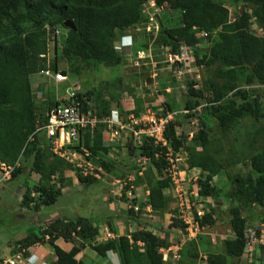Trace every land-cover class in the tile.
<instances>
[{
  "label": "trees",
  "instance_id": "obj_1",
  "mask_svg": "<svg viewBox=\"0 0 264 264\" xmlns=\"http://www.w3.org/2000/svg\"><path fill=\"white\" fill-rule=\"evenodd\" d=\"M150 1L0 0V163L13 165L23 152L22 160H30L31 169L39 176L37 184L26 191L22 206L30 209L34 202V210L38 212L42 207L55 205L63 195L65 173L75 171L50 152L44 137L35 135V139L29 141L39 126L48 121L49 112L61 103L50 90L47 91L45 113L43 118L39 117L31 84V77L48 66L46 57L41 56L49 52V41L55 39L52 33L58 27L68 30L61 50L62 57L67 60H77L96 68L101 65L121 66L126 59L117 49L119 39L126 30L142 22L143 6ZM224 1L154 0L159 8L181 11V25L178 27L168 29L160 21L159 37L162 43L174 51L182 44L194 47L198 42L196 32H205L211 45L201 58L197 56V64L212 69L214 75L213 80L206 84V89L195 90L191 83L184 102L185 109L189 111L203 107L200 113L187 115L197 118L200 124V131L193 138L194 145L186 146V140L177 136L176 128L180 126L178 119L168 123L165 138L174 152L185 150L188 153L189 169H201L207 174L205 181H201L200 196L210 198L217 204L227 197L232 203H243L249 211L252 206L264 209V100L261 101L264 91L263 95L255 98L239 90L233 93L240 84H257L264 89V0H232L253 9L256 21L261 25V36L253 31L252 17L247 12L241 14L236 29L227 32L225 28L230 22V12ZM67 20L74 22L76 31L65 27ZM47 26L52 31L50 36ZM216 31L219 34L214 39ZM51 68L58 71L55 62ZM73 70L79 73V65H75ZM161 86L165 90L167 85L161 83ZM206 92H211V95H206ZM230 93L233 95L229 96ZM93 95L94 91L76 94L84 106ZM164 96L168 111L174 112L177 109L176 101L166 91ZM114 102L123 112L120 98ZM205 103L208 105L204 106ZM140 111L138 106L135 114L139 115ZM110 114L111 106H107L101 109L98 116ZM103 129L104 125L98 126L95 134L102 133ZM89 139L91 137L87 135L85 145L94 154L108 151L100 139L95 140L93 145H90ZM238 142L245 144V151L241 153L243 159L238 158L235 162H249V171L233 177L228 175V183L211 186L209 183L225 169L224 162H233L232 149ZM229 143L231 157H227L226 151V144ZM142 150L143 157L160 175L159 179H155L152 170L145 175L149 187L145 206L151 207L152 212L166 211L170 198L164 191L171 182L170 178L162 175L170 166L166 159L168 148L146 139ZM101 164L111 172L106 163ZM21 172L22 167L13 173V178ZM75 172L78 180L86 186L98 183L92 177L86 178ZM54 176L61 177L58 189L53 184ZM33 192L39 193L38 198L32 197ZM130 213L133 214L134 210L131 209ZM230 215L235 238L223 242L225 255L210 254L208 264H229L228 258L240 259L245 252L247 219L240 206L232 207ZM173 222V227H184L178 219ZM215 224L212 213L204 217L203 225L213 227ZM257 233L259 235V231ZM99 235L100 228L92 219H57L46 231L29 234L18 241L17 246H21L18 251L25 249L24 256H27L30 247L48 244L57 258L52 264H80L77 256L87 247L102 258H106L109 252H116L121 264H165L160 249L169 246L168 240L152 231L141 229L106 243L95 242ZM60 239L72 244L70 251L58 246ZM254 249L261 254L260 261L264 264V245H257ZM194 257L198 258V255Z\"/></svg>",
  "mask_w": 264,
  "mask_h": 264
},
{
  "label": "rangeland",
  "instance_id": "obj_2",
  "mask_svg": "<svg viewBox=\"0 0 264 264\" xmlns=\"http://www.w3.org/2000/svg\"><path fill=\"white\" fill-rule=\"evenodd\" d=\"M223 4L230 12V22L225 28L227 32H233L241 14L247 12L252 17L253 31L257 35H262L261 25L256 21L253 9L250 6L241 2L233 3L232 0H225ZM151 5L152 3H147L143 6L142 22L131 29L133 34L132 56L126 60L125 64L117 67L101 65L96 68L93 65L88 66L84 62L70 61L62 57L61 50L68 30L58 27L60 35L57 37V45L55 46L56 42H53V38L49 42V60L51 65L54 62L56 63L59 71H65L68 79L64 83L55 84L38 74L31 77L38 116L41 118L44 116L45 103L48 101L47 91L49 90L58 99L68 94L67 88H72L78 93L94 91V95L90 99V105L96 115L101 112L102 108H107V106H111V113L119 110L120 107L114 101H118L120 97L125 98L123 99L124 102L129 101V103L131 100H135L137 107L139 106L141 109L140 112L146 113L149 110L156 118H167L169 116L172 121L178 119L180 126L176 128L177 136L183 141L186 140V146L194 145L193 138L199 133L200 124L195 121V117L187 116L184 102L191 83L196 85L197 88L199 87L198 89H206V84L214 78L212 69L197 64V56L201 58L207 53L211 42L208 41L207 37L203 38L201 36L202 32H196L198 42L194 47H189L191 55L188 56L189 59L186 61L188 65L185 62L181 65L178 63L172 64L169 60L170 52H168L167 46L162 43L159 36L157 37L148 32V28L152 27L151 17L158 19L159 22L161 21L168 29L180 26L181 11L159 8L156 5L152 7ZM218 34L219 31H216L213 38L217 39ZM125 35L128 34L125 33ZM139 51H147V58L139 59ZM75 65H79V73L74 72ZM161 83L167 85V93L177 103V109L174 112L168 111L165 105V92H163ZM238 90L251 98L263 95L264 91L263 87L257 84H240L239 88L233 93ZM233 93H230L229 96H232ZM206 95H211V92H206ZM263 100L262 96L261 101ZM240 101L242 102V100ZM128 107L130 106L127 105ZM105 127L102 131H107L108 134H106L109 143L106 147L108 151H98L97 154H93V164L96 167H102L106 172L104 180L86 186L78 180L75 171H67L65 173L67 177L66 175L63 177L66 185V196L59 198L53 206L42 207L40 213L35 212L34 204H31L30 209H28V207L16 203V200L11 196L2 198L4 203L1 201L0 204V243L8 240L15 231L24 233L25 228L20 229L18 227L22 226L23 222L30 224L31 228L40 227L39 229L42 232L46 231L50 222L56 218L67 217L66 219H71L86 214L85 216L96 221L99 225L104 220L102 225L111 221L125 225L127 235L149 227L158 237L167 239L169 246L182 245L181 258L177 264H208L207 257L210 254L225 255L223 242L235 238L231 226L230 209L234 206H240L248 222L247 234L249 235L250 231L253 232L255 234L254 238L258 242L254 246L252 245L251 253L242 256L240 259L228 258V263L261 264V254L255 252L254 248L260 245L261 241V238L257 236V232L264 231V209L252 206V210L249 211L243 203H232L227 197L221 199L219 204L207 198L210 199L207 203L201 202L198 204L199 209L203 208L205 211L210 210L212 214L214 213L216 224L213 227H206L196 240H187L185 229L172 226L173 221L179 219L180 216V197L185 199L187 196L190 203H196L197 191L194 189V185L198 184L199 189L202 190L201 181H205L207 174L201 169H189L188 153L181 150L180 156L173 155L172 159L170 158L176 164L177 175L174 179L170 178V187L164 191L170 198L168 209L163 212L147 210L145 205L148 203L149 194L147 195V191L149 187L145 175L150 170H152L155 179H159L160 175L152 167L151 162L143 157L142 147L146 140L145 137H134L127 130H124L112 141L109 136L110 131ZM211 135L213 134L211 133ZM100 136H102V133L94 134L89 139L90 145H93L94 141ZM244 145L243 142L236 143L235 148L232 149L234 151L233 162H224L225 169L209 183L211 186L228 183V175L233 177L249 171V162H235L238 158L243 159L241 153L245 151ZM230 146L231 143L226 144L227 157L232 156L230 155ZM176 159L180 161L175 162ZM102 162L110 167L111 172H108L102 166ZM27 163H29L27 171L30 173V160ZM162 176L164 178L168 177L166 171L163 172ZM60 178L58 176L54 178L53 184L57 189L60 185ZM118 180L121 181L120 184L117 182ZM113 182H115L114 185ZM25 185L27 186V183ZM33 186L31 184V187ZM184 193L187 195L184 196ZM23 201L24 197L21 203ZM135 207L138 210H135ZM131 208L134 210L133 214L130 213ZM28 214L31 218L25 217ZM256 230L258 231L256 232ZM91 250V248L88 249V255ZM88 255L84 256V260L87 261ZM194 255H198V258H195ZM117 263L120 264L119 259Z\"/></svg>",
  "mask_w": 264,
  "mask_h": 264
},
{
  "label": "built area",
  "instance_id": "obj_3",
  "mask_svg": "<svg viewBox=\"0 0 264 264\" xmlns=\"http://www.w3.org/2000/svg\"><path fill=\"white\" fill-rule=\"evenodd\" d=\"M152 1V2H151ZM148 3H152V7H155L154 0ZM152 27L148 28V32L159 35L160 32V22L154 17H151ZM48 31L50 28H47ZM51 33L49 32V36ZM60 35V30H55L53 37L56 39ZM203 38L207 37L205 32L201 33ZM53 39V40H55ZM169 53V60L172 64H182L188 61V56L191 55V50L185 45H181L178 50H173L171 47H166ZM132 53H128L127 56H131ZM42 58L47 56L42 55ZM139 59L147 58V51H139ZM150 57H152L150 55ZM48 66L39 72L38 75L51 80L55 84H61L67 81L68 77L62 71H56L51 68L50 60L47 59ZM187 64V63H186ZM188 65V64H187ZM68 94L66 96L58 99L61 103L55 106L48 114V121L39 126V128L33 133L29 141H33L36 136L44 137L46 145L49 147L50 152L56 157L64 160L69 165L73 166L82 176L88 178L92 177L98 181L104 180L106 172L102 167H96L93 164V153L85 145V138L90 135L92 138L95 134L96 128L100 125L106 126L105 128L110 131L111 140L114 141L118 135L124 130L129 133H134L136 137L141 135L146 136L149 140H153L155 145H160L162 147L168 148V153L166 154V159L170 163V166L165 170L169 178H175L177 175L176 164L171 161L173 155L180 156V153L174 152V150L168 145L165 138V132L168 123L172 120L167 118H156L148 110L142 117H136L135 115L125 116L118 111H114L109 116L100 117L94 113L90 105V100L87 101L86 106L83 105L78 99L76 94L78 92L74 91L72 88H67ZM129 110L126 109V112ZM139 128V129H138ZM36 135V136H35ZM22 156L20 154L18 160L13 165L7 163H0V176L1 181L8 182L13 179V173L22 167ZM171 158V159H170ZM176 159L175 162H179ZM181 173V172H180ZM109 177V176H108ZM54 178V177H53ZM120 184V180L117 181ZM113 185L115 182L112 183ZM194 189L197 191L196 203H190L187 198V194L184 193L186 198L180 197V216L179 220L185 225L187 240H195L204 230L205 226L202 225L203 217L206 212L203 208L199 209L198 204L203 202L207 203L210 199L203 198L199 195V185L195 184ZM39 193L33 192L32 197H38ZM34 204V203H32ZM205 207H207L205 205ZM135 210H138L136 207ZM254 233L250 231L247 236L248 242L245 249V253L249 254L252 252V245L257 241L254 238ZM108 237H112L110 233L107 234ZM264 231H261L259 238L261 241L259 244L263 243ZM179 244V243H178ZM182 250V245H174L168 248H162L160 252L163 254V260L167 264H177L180 260V251ZM8 264H16L15 261H9Z\"/></svg>",
  "mask_w": 264,
  "mask_h": 264
},
{
  "label": "crops",
  "instance_id": "obj_4",
  "mask_svg": "<svg viewBox=\"0 0 264 264\" xmlns=\"http://www.w3.org/2000/svg\"><path fill=\"white\" fill-rule=\"evenodd\" d=\"M123 99H125V98L120 97L121 102L123 101V103H124ZM132 103L134 104V102L129 103V101H127L123 104V106L126 108L127 105L131 106ZM106 132L107 131H103L101 138H97L98 140L100 139L102 141L101 143H102V146L104 148H106L109 144L108 140H107L108 134ZM109 136H110V134H109ZM28 166H29V163L23 161L21 174H19L16 178H13L11 181L3 182V181H1V176H0V204H1V201L4 203L2 198H5V197L9 198L11 196L16 200V203H20L22 206L21 202H22V199H23L26 191L28 190V188L31 187V184L35 185L39 181V176L35 172H33L32 169H30V173H29V171H27V169L29 168ZM66 177H67V175H66ZM72 179H74V178H72ZM26 183H27V186L25 185ZM28 183H29V185H28ZM65 187H66V185H65ZM65 190H66V188H63V190H62L63 195L61 197L66 196ZM148 194H149V191H147V195ZM16 196L18 197L17 199L15 198ZM146 207H147V210H151L150 207H148V206H146ZM41 211H42V209H40L37 213H40ZM85 215L86 214H84L83 216H76V217H73L71 219H75V218L91 219ZM25 217L31 218L29 214ZM66 218L67 217L56 218V219H54V221L57 219L71 220V219H66ZM54 221H52V222H54ZM107 221H109V220H107ZM52 222H50V224ZM94 222L100 228V235L96 239V241L98 243H106L107 241H109L105 237L106 233H108V232L112 234V236L114 237L113 239H117L122 235L123 236L127 235L126 234V227H125V225H122L121 223L111 221V222H108L107 224H103V225H102V223H103L102 222L101 225H99L96 221H94ZM18 227L20 229L25 228L23 230L24 233H18L17 231H15L13 234H11L12 236L8 240L0 243V264H7L11 260H15L16 264H52L57 260L56 256L54 255V253L52 251V248L48 244L35 245L33 247H30L29 249H27V252H28L27 256H24V257L20 256L21 258L17 259V257L19 255H23L22 252L25 251V250H19L18 251V249H19L18 247H21L20 245L17 246L18 241L24 239L29 234L41 232L40 231L41 229H39L40 227L31 228V225L26 223V222H23V225L18 226ZM16 229H18V228H16ZM147 230L151 231V228L148 227ZM7 235H8V233H7ZM57 244L60 248H62L65 251H70L72 248V244L67 243L62 239H60L57 242ZM88 249H90V248H86L77 256V260L80 262V264H118L117 260L119 259V256L116 252H109L106 258H102V257L98 256L93 250H91V253H89V255H88ZM87 255L89 257L86 261V260H84V256H87ZM28 259H30V261H28Z\"/></svg>",
  "mask_w": 264,
  "mask_h": 264
},
{
  "label": "clouds",
  "instance_id": "obj_5",
  "mask_svg": "<svg viewBox=\"0 0 264 264\" xmlns=\"http://www.w3.org/2000/svg\"><path fill=\"white\" fill-rule=\"evenodd\" d=\"M146 5V4H145ZM138 26V25H137ZM66 27V26H65ZM48 28V26L46 27V29ZM50 28V27H49ZM67 28V27H66ZM134 28V27H133ZM133 28H130V29H128V30H126L125 32H124V34H122V36L120 37V39H119V42H118V46H117V49L119 50V52L122 54V56L126 59V60H128V58H130V56H127V54L128 53H132V40H133V34H132V31H131V29H133ZM160 28H161V24H160ZM68 29H70V28H68ZM48 30V29H47ZM57 30V29H56ZM59 30V29H58ZM72 30V29H71ZM195 31H197L196 29H194ZM49 32L51 33L52 31L51 30H49L48 31V34H49ZM197 32H203V31H197ZM125 33H127L128 35H125ZM159 34H160V32H159ZM159 36V35H158ZM157 36V37H158ZM50 40V39H49ZM56 40H57V38H56ZM49 42H51V40L49 41ZM57 45V42L55 43V46ZM182 45H184V44H182ZM186 46V45H185ZM187 47V46H186ZM189 48V47H188ZM179 49V48H178ZM177 49V50H178ZM45 56H47L46 57V59H48L49 58V52H48V54L47 55H45ZM132 56V55H131ZM48 63V62H47ZM51 65V64H50ZM53 69V68H52ZM39 74V73H38ZM65 75H67V74H65ZM193 88L195 89V90H199L197 87H196V85H193ZM166 91V93H167V90L165 89L164 90V92ZM169 94V93H168ZM170 95V94H169ZM165 97V96H164ZM127 102V101H126ZM131 102H134V104L132 103V105L130 106V107H124L123 106V104L125 103H123V101L121 102V106H122V111L123 112H121V109L119 108V110H117L118 112H120L121 114H123V115H125V116H128V115H135L136 117H142L143 115H145L146 113H143V112H141L139 115H136L135 114V112L137 111V103H136V101L135 100H131ZM208 105V103H205L204 104V106H207ZM202 108L203 107H200V108H198V109H196V110H192V111H189V110H186V114L188 115V114H190V113H194V112H201V110H202ZM126 109H128L129 111L128 112H126ZM113 113V112H112ZM111 113V114H112ZM195 119V121L197 122L198 121V119L197 118H194ZM139 129V128H138ZM130 135H133L134 137H136L135 136V134L132 132V133H129ZM140 137H143V135H141ZM145 137V139H148L146 136H144ZM149 140V139H148ZM169 145V144H168ZM88 148V147H87ZM89 149V148H88ZM91 151V150H90ZM92 152V151H91ZM23 153V152H22ZM93 153V152H92ZM94 154V153H93ZM55 156V155H54ZM23 158V157H22ZM62 160V159H61ZM64 161V160H63ZM65 162V161H64ZM67 163V162H66ZM68 164V163H67ZM73 167V166H72ZM74 168V167H73ZM75 169V168H74ZM75 171H77L76 169H75ZM78 172V171H77ZM79 173V172H78ZM80 174V173H79ZM57 176H54V178H56ZM54 178H53V183H54ZM166 178H169V177H166ZM98 181V180H97ZM102 181V180H101ZM201 191V190H200ZM199 191V192H200ZM149 196V195H148ZM33 198H38V197H33ZM34 203V202H33ZM34 205H35V203H34ZM149 207V206H148ZM136 208V207H135ZM134 208V209H135ZM131 209H133V208H131ZM130 209V210H131ZM150 209H151V207H150ZM209 213H211V211L209 210V212H206V214H205V216L207 215V214H209ZM204 216V217H205ZM204 217H203V219H204ZM212 218H214V215L212 214ZM215 219V218H214ZM179 220V219H178ZM180 221V220H179ZM181 223H182V225L184 226L183 227V229H185L186 227H185V225H184V223L182 222V221H180ZM202 225H203V220H202ZM203 226H205V225H203ZM205 227H210V226H205ZM247 232V231H246ZM109 233V232H108ZM108 233H106V238H107V240H114L113 238V236L110 238V237H108L107 236V234ZM260 233H261V231L259 232V235H257L258 237L260 236ZM111 234V233H110ZM112 235V234H111ZM201 235V234H200ZM199 235V236H200ZM198 236V237H199ZM247 236H248V234H247ZM197 237V238H198ZM196 238V239H197ZM195 239V240H196ZM192 241V240H191ZM247 242H248V238H247ZM247 242H246V246H247ZM171 246V245H170ZM170 246H168V247H170ZM168 247H162V248H168ZM161 248V249H162ZM160 249V250H161ZM246 249V248H245ZM22 250H25V249H22ZM182 251V250H181ZM180 251V252H181ZM24 253H25V251H23L22 252V254L23 255H19L18 257H17V259H19V258H21L22 256L24 257ZM161 253V252H160ZM245 253V252H244ZM162 254V253H161ZM21 256V257H20ZM162 256H163V254H162ZM243 256H244V254H243ZM120 260V259H119ZM12 261V260H11ZM13 261H15V260H13ZM28 261H30V259H28ZM164 261V260H163ZM9 263V262H8ZM7 263V264H8ZM15 263H16V261H15ZM121 264V263H120ZM165 264H167V263H165Z\"/></svg>",
  "mask_w": 264,
  "mask_h": 264
},
{
  "label": "water",
  "instance_id": "obj_6",
  "mask_svg": "<svg viewBox=\"0 0 264 264\" xmlns=\"http://www.w3.org/2000/svg\"><path fill=\"white\" fill-rule=\"evenodd\" d=\"M64 25L67 27V28H70L74 31H76V26L74 24V22L72 20H67L65 21Z\"/></svg>",
  "mask_w": 264,
  "mask_h": 264
}]
</instances>
